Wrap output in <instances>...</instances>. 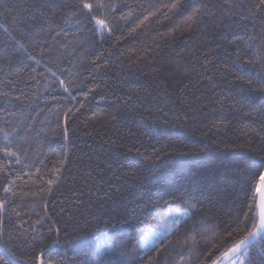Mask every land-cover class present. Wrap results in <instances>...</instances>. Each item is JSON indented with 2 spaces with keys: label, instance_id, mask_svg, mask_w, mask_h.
Instances as JSON below:
<instances>
[{
  "label": "trees",
  "instance_id": "trees-1",
  "mask_svg": "<svg viewBox=\"0 0 264 264\" xmlns=\"http://www.w3.org/2000/svg\"><path fill=\"white\" fill-rule=\"evenodd\" d=\"M99 2L0 0V264H99L103 237L108 264H204L264 171V6Z\"/></svg>",
  "mask_w": 264,
  "mask_h": 264
},
{
  "label": "snow or ice",
  "instance_id": "snow-or-ice-1",
  "mask_svg": "<svg viewBox=\"0 0 264 264\" xmlns=\"http://www.w3.org/2000/svg\"><path fill=\"white\" fill-rule=\"evenodd\" d=\"M176 5L173 4L172 7ZM225 6L230 7L229 0H225ZM258 6H264V0H260ZM103 4L96 0L95 3H89L87 0H82L80 11L87 10V13L91 15L94 8H101ZM202 9L206 12L208 10V5H203L202 8L194 9L193 13L187 17L186 22L189 24L196 21V17L202 12ZM96 24L102 27H107L104 20L97 19ZM111 31V29H109ZM242 53L237 50V57L239 58ZM249 63H255L256 59L248 61ZM61 85L64 86V82L60 81ZM248 85H253L254 81H247ZM259 85V91L264 92V74L258 73L257 79L255 81ZM65 86V91H67ZM71 111V110H69ZM5 155H14L9 148L0 149ZM52 183V181H49ZM255 189L253 195L251 196L249 202L246 205L247 211H242L235 218L234 224L228 225L227 237L223 239L220 246H217L215 252H210L205 258L204 264H245V258L249 257V250L255 249L256 245L264 240V187L253 186ZM8 191V189H5ZM3 207V205H0ZM190 208H195L194 205L189 204ZM187 225V221H185ZM191 228H201L202 221L200 223H194L190 226ZM57 233L59 229L56 230ZM215 235V233H214ZM239 237L238 239L236 237ZM97 249L95 255L97 256L99 264H108V256L113 254L116 248L115 242L110 239V237H103L102 241H97ZM146 247L149 245L146 244ZM262 250H264V244H261ZM150 251L159 252L160 248L152 246L149 248ZM11 251V249H9ZM218 253V254H217ZM26 259H31L26 258ZM37 264H54L52 260L45 261L43 258V253L35 257ZM148 264H159L152 255L147 256ZM3 264H8L5 260ZM250 264V262H249Z\"/></svg>",
  "mask_w": 264,
  "mask_h": 264
},
{
  "label": "rangeland",
  "instance_id": "rangeland-1",
  "mask_svg": "<svg viewBox=\"0 0 264 264\" xmlns=\"http://www.w3.org/2000/svg\"><path fill=\"white\" fill-rule=\"evenodd\" d=\"M185 212L177 211L163 215H159L155 225L148 231L142 241L144 250H149L150 247L158 243L184 219ZM146 244L149 247H146Z\"/></svg>",
  "mask_w": 264,
  "mask_h": 264
},
{
  "label": "water",
  "instance_id": "water-1",
  "mask_svg": "<svg viewBox=\"0 0 264 264\" xmlns=\"http://www.w3.org/2000/svg\"><path fill=\"white\" fill-rule=\"evenodd\" d=\"M259 186H260V187H264V171H263L262 177H261V179H260Z\"/></svg>",
  "mask_w": 264,
  "mask_h": 264
}]
</instances>
